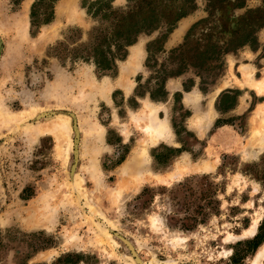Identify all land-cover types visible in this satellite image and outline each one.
Returning a JSON list of instances; mask_svg holds the SVG:
<instances>
[{"label":"rangeland","instance_id":"rangeland-1","mask_svg":"<svg viewBox=\"0 0 264 264\" xmlns=\"http://www.w3.org/2000/svg\"><path fill=\"white\" fill-rule=\"evenodd\" d=\"M35 1L0 0V264H253L264 244L245 243L264 231V0H195L175 46L165 41L184 0H113L115 15L166 22L112 71L85 56L114 15L103 19L97 0H56L53 20L39 24L40 6L33 26ZM147 108L169 125L166 140L145 133ZM209 112L207 129L192 127ZM61 117L70 131L58 137L49 128ZM136 155L146 163L135 177L125 164Z\"/></svg>","mask_w":264,"mask_h":264},{"label":"trees","instance_id":"trees-1","mask_svg":"<svg viewBox=\"0 0 264 264\" xmlns=\"http://www.w3.org/2000/svg\"><path fill=\"white\" fill-rule=\"evenodd\" d=\"M55 1L56 0H36L34 2L31 14V22L33 26L37 22V8H39L40 6H45L46 12L45 16L42 19L39 18V24H46L53 20L54 9L52 4ZM112 1L113 0H97V2L101 4L100 10L105 11L102 15L103 19L110 21L111 17L114 15V21L116 20L115 27L110 32L103 31L101 36L105 37L95 40L92 45V50L88 51L86 53V56L82 55L86 58L89 57L91 59H94L98 68L103 71L114 70L116 66V59L125 58V56L127 55L126 48L135 42L137 36L140 33L155 30L160 26L161 23L166 22V20L163 18V14L159 16L154 11L153 13L147 14L141 18H134L125 14H122L121 16L115 15L113 14L114 8L111 4ZM129 2H135V0H129ZM184 3L185 6L183 10L178 13L177 17L171 22L173 24V28H175L174 26L180 19L187 16L191 11L197 9L195 0H184ZM90 9L91 8L89 7V12L91 11ZM100 10L99 13H101ZM151 45L152 44H149V47H147L148 52H151ZM161 50L163 51V47ZM262 242H264V231L263 227L261 226L256 237L253 240L247 241L245 243L253 249H257Z\"/></svg>","mask_w":264,"mask_h":264},{"label":"bare ground","instance_id":"bare-ground-1","mask_svg":"<svg viewBox=\"0 0 264 264\" xmlns=\"http://www.w3.org/2000/svg\"><path fill=\"white\" fill-rule=\"evenodd\" d=\"M23 17H21L22 22L24 21ZM20 23H21V19H20ZM137 50L139 51V49H137ZM138 60H139V54L137 52H133V60H132L133 63L138 62ZM132 61H131V63H132ZM127 73H129V72H127ZM124 74H126V72H124ZM127 76L128 75H125L123 78H125ZM109 88L110 87L107 85L103 86L104 91L108 90ZM94 90H97V88L95 87ZM184 101L186 103L195 105L198 102V95L196 93H186ZM147 106H149V105H147ZM151 109L149 110V108H147L148 112L146 113L147 115L144 117L146 122L144 123V125L142 127H143L145 133L148 134L149 139L152 142H156L159 139H165L166 140V138L171 136L170 127L164 119H162L158 116V114L155 112L156 111L155 109L154 110L153 109L151 110ZM203 116H198L197 120H195L196 122H193L191 124L192 127H194L199 132L204 131V129H207L208 126L210 125L211 121H212L210 112L208 114H204ZM137 117L139 118V116H137ZM51 124H52V122H51ZM69 129H70V126L68 127V119L65 117H61L58 119V121L53 122L52 126L49 128V131L53 132L56 136L61 137L65 133V131H67V132L70 131ZM145 163H146V160L140 159L136 155L128 163L125 164V166H126L125 171L130 173V174H133L136 177V175L139 174V172L145 166ZM187 165H188V162H184L181 166H178L176 169L177 170H184V168L187 169L188 168ZM257 228H258V221H255L252 224V226L247 230L248 231L247 235L248 236H254L256 234ZM262 259H264V244L258 248V250L255 254V259L253 261V264H259V261H261Z\"/></svg>","mask_w":264,"mask_h":264},{"label":"crops","instance_id":"crops-1","mask_svg":"<svg viewBox=\"0 0 264 264\" xmlns=\"http://www.w3.org/2000/svg\"><path fill=\"white\" fill-rule=\"evenodd\" d=\"M196 10V9H195ZM194 16H186V17H183L182 20L179 22V24L177 25V27L174 29L173 33L171 34V36L167 37V41H165V44L167 45L168 43L171 45V46H175L179 43V41H181L183 38H184V33L187 31V29L190 27V25L193 23ZM140 45H142V43H140ZM136 45H131L129 48H128V52H127V55H126V60H128L129 56H130V49H132L133 47H135ZM143 47V45H142ZM143 52H144V56L143 58L141 59V62L143 63L145 61V59L147 60V47H144L143 48ZM142 66V65H141ZM119 68V65L117 64V69ZM221 82L217 83L212 89H211V92L214 91L215 89H217V87L220 85ZM176 90H179V87H177ZM190 91V90H189ZM187 91V93L189 92Z\"/></svg>","mask_w":264,"mask_h":264}]
</instances>
